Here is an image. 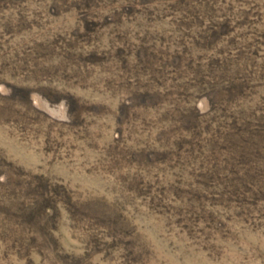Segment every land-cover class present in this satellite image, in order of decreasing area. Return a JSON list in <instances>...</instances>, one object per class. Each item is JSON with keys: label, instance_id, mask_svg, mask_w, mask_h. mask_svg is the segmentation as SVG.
I'll use <instances>...</instances> for the list:
<instances>
[{"label": "rangeland", "instance_id": "obj_1", "mask_svg": "<svg viewBox=\"0 0 264 264\" xmlns=\"http://www.w3.org/2000/svg\"><path fill=\"white\" fill-rule=\"evenodd\" d=\"M0 264H264V0H0Z\"/></svg>", "mask_w": 264, "mask_h": 264}]
</instances>
